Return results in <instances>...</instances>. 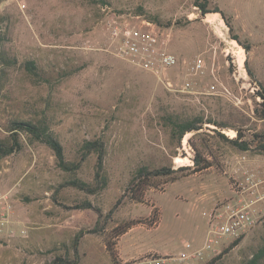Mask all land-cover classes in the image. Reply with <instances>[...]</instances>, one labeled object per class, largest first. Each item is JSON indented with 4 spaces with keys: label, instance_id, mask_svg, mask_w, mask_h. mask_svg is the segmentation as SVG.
Segmentation results:
<instances>
[{
    "label": "rangeland",
    "instance_id": "rangeland-1",
    "mask_svg": "<svg viewBox=\"0 0 264 264\" xmlns=\"http://www.w3.org/2000/svg\"><path fill=\"white\" fill-rule=\"evenodd\" d=\"M194 1L0 0L2 47L17 59L0 66V139L7 138L14 118L44 121L62 142L66 158L77 160L85 140L101 138L107 176V185L93 194L60 186L71 178L93 182L96 155L88 154L74 173L65 172L47 145L22 134V149L0 159V193L9 192L10 205L8 228L0 232V264H50L57 255L71 257L74 234L95 225V207L102 211L101 229L82 236L77 264L177 256L202 245L208 226L203 210L216 201H239L240 194L241 203L252 202L261 219L237 245L222 252L230 243L225 241L194 264H249L264 236V153L212 140L216 163L211 167L175 170L150 178L141 189L129 185L141 165H192L188 139L193 133L179 144L167 115L212 117L245 130L247 137L264 129L253 115L260 101L253 96L259 83L264 85V0L207 2L209 9L222 10L248 49L230 37L218 12L202 15ZM107 19L140 29L143 20L151 22L180 62L160 78L118 57ZM27 59L38 64L45 81L25 71ZM197 59L202 71L191 72L189 65ZM185 80L190 87L182 89ZM213 127L206 123L201 130L213 133ZM231 130L222 128L229 137L235 135ZM194 143L200 141L194 138ZM248 172L258 184L240 192L233 182ZM197 196H212L214 202H199ZM85 201L92 208L77 206Z\"/></svg>",
    "mask_w": 264,
    "mask_h": 264
},
{
    "label": "trees",
    "instance_id": "trees-1",
    "mask_svg": "<svg viewBox=\"0 0 264 264\" xmlns=\"http://www.w3.org/2000/svg\"><path fill=\"white\" fill-rule=\"evenodd\" d=\"M194 2L195 5H197L200 9L202 15L208 12H218L223 18L225 24L229 27L231 32L230 37L240 43L245 49L249 48L248 44L243 42L237 33H232V25L218 6L209 9L207 6L208 0H195ZM4 38L5 35L2 33L0 26V66L2 68L3 66H12L17 62L16 56L9 54V52L2 47ZM23 68L32 77H36L37 79L43 81L46 80V78L41 73V68L34 60H25L23 62ZM249 74H252V72L249 71ZM256 96L260 98V101L256 102L253 108V115L257 119H261L264 122V85L262 83H259L258 89L255 91V95L253 97ZM165 119L169 124L171 135L176 138L179 144H181V140L187 132L193 133V135L188 139L189 144L193 148V156L191 158L192 165L180 166L177 169H173L171 166L165 165L158 167L141 165L136 169L134 175L129 181L130 188L134 185L136 188H144L145 186L149 185L150 178L166 176L173 173L175 170L197 172L211 167L214 163H216V160H214L216 155L214 153L212 140L214 142H227L240 151L264 153V129L255 131L251 133L249 137H247L245 130L224 122H220L212 117L204 118L201 114H195L191 117L167 115ZM206 123L212 124L214 126L211 128L213 133H207L201 130ZM224 127L233 128L235 135L232 137L226 135L222 131V128ZM7 130V138L0 139V159L21 150L23 147L22 134H25L30 141H38L47 145L55 156L57 166L65 172L74 173L81 167L82 162L88 154L94 153L96 155L93 182H88L80 178H71L61 183L60 186L70 185L77 189L93 194L102 190L107 185V176L104 173L105 143L101 138L85 140L81 145L80 157L77 160H69L65 156L62 142L50 129L49 125L44 121L35 122L31 120L14 118L10 121ZM194 138L198 139L200 143H194ZM77 206L83 208H92V204L88 201H85L81 203V205ZM94 209L97 212V220L95 225L87 230L79 229L73 236L71 242L73 255L71 257L57 255L52 259L50 264L78 263L79 242L82 236L85 234V232H96L101 229L100 219L102 216V211L97 207ZM242 238L243 237H240L231 241L226 248L222 249V252H226L228 249L237 245ZM107 250L109 251V255L112 260H114L115 253L113 248L108 247ZM220 254L221 253L213 257L212 260L220 257ZM262 259H264V236L261 245L250 258L249 264H257Z\"/></svg>",
    "mask_w": 264,
    "mask_h": 264
},
{
    "label": "built area",
    "instance_id": "built-area-1",
    "mask_svg": "<svg viewBox=\"0 0 264 264\" xmlns=\"http://www.w3.org/2000/svg\"><path fill=\"white\" fill-rule=\"evenodd\" d=\"M142 23L145 27L140 29L128 22H120L115 19L106 20L114 54L154 73L157 77H164L165 71L176 66L180 62V58L169 50L167 39L159 36L151 22L143 20ZM202 67L199 59L189 65L191 72L202 71ZM167 84L170 85V82L167 81ZM189 87L188 80H185L181 85L182 89ZM210 88L215 89V85H211ZM257 184L253 181L251 172L245 173L241 179L233 182V186L240 192L248 188H255ZM8 197V191L0 193V232H3L6 226L8 228L10 211ZM202 214L207 217L208 226L200 247L192 251L183 250L177 256L156 257L150 255L149 258H144L133 264H164L171 260L194 264L195 261L203 259L206 253L215 252L223 242H231L243 237L262 217L254 210L252 202L241 203V200L235 202L216 201L210 210H203ZM8 234H14V230L8 229ZM186 246L189 247V243H186Z\"/></svg>",
    "mask_w": 264,
    "mask_h": 264
},
{
    "label": "crops",
    "instance_id": "crops-1",
    "mask_svg": "<svg viewBox=\"0 0 264 264\" xmlns=\"http://www.w3.org/2000/svg\"><path fill=\"white\" fill-rule=\"evenodd\" d=\"M240 195H242V198H243L244 195L243 194H240ZM240 195L238 196V200H241ZM209 198H212V199H208V197L205 198V197H202V196H197L196 200L199 201V202L207 203V204L213 203L214 202V197L210 196ZM235 201H237V200H235V197H234V202Z\"/></svg>",
    "mask_w": 264,
    "mask_h": 264
},
{
    "label": "bare ground",
    "instance_id": "bare-ground-1",
    "mask_svg": "<svg viewBox=\"0 0 264 264\" xmlns=\"http://www.w3.org/2000/svg\"><path fill=\"white\" fill-rule=\"evenodd\" d=\"M234 41V40H233ZM231 132L233 133L234 131L231 130Z\"/></svg>",
    "mask_w": 264,
    "mask_h": 264
}]
</instances>
